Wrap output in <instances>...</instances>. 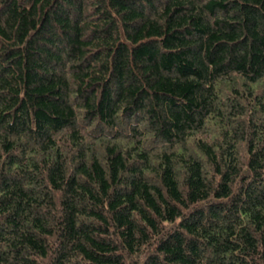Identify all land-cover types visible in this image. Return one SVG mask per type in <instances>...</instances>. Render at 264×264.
<instances>
[{"label": "trees", "instance_id": "obj_1", "mask_svg": "<svg viewBox=\"0 0 264 264\" xmlns=\"http://www.w3.org/2000/svg\"><path fill=\"white\" fill-rule=\"evenodd\" d=\"M0 264H264V0H0Z\"/></svg>", "mask_w": 264, "mask_h": 264}]
</instances>
